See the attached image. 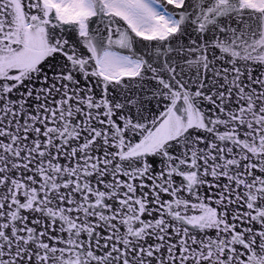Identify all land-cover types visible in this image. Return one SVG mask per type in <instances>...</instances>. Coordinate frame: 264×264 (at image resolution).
Segmentation results:
<instances>
[{"label":"snow or ice","instance_id":"obj_1","mask_svg":"<svg viewBox=\"0 0 264 264\" xmlns=\"http://www.w3.org/2000/svg\"><path fill=\"white\" fill-rule=\"evenodd\" d=\"M0 264H264V0H0Z\"/></svg>","mask_w":264,"mask_h":264}]
</instances>
